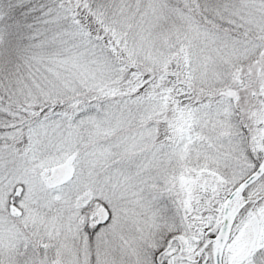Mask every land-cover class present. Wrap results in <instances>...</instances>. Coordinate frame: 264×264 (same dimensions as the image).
Here are the masks:
<instances>
[{"label":"rangeland","instance_id":"rangeland-1","mask_svg":"<svg viewBox=\"0 0 264 264\" xmlns=\"http://www.w3.org/2000/svg\"><path fill=\"white\" fill-rule=\"evenodd\" d=\"M71 1L162 73L118 65L59 0H9L0 96L55 106L0 132V264H213L226 200L264 156V0ZM242 196L223 262L264 264V177Z\"/></svg>","mask_w":264,"mask_h":264},{"label":"trees","instance_id":"trees-1","mask_svg":"<svg viewBox=\"0 0 264 264\" xmlns=\"http://www.w3.org/2000/svg\"><path fill=\"white\" fill-rule=\"evenodd\" d=\"M54 1H56V0H50V2L52 4H54ZM59 2H60L59 4H62L60 6L64 7V5H68L70 7V9H71L72 13L75 15V17H77L80 20V25L83 28V30L86 33H88V35L91 36L92 39L97 40L102 45L104 51L107 52L109 54V56L112 59H114V61H116V63L118 65H123L126 68L134 69L136 73H138L142 76H146L147 78H151L152 76H155L159 73H162V71L158 70V69L148 70L142 64L133 62L131 59H129L128 56L121 55L111 45L107 44L106 38L103 35H101V33H98V30L94 29V27L92 26V18L88 14H85V12L82 8L73 4L71 0H59ZM11 4H12V2L9 4V0L3 1L4 8H6L5 16H7V17L4 18V22H1V25H0V27L2 28L1 31L3 30L2 32L4 33V35L2 36L3 42L7 44L9 41H12L11 43L8 44L9 49L11 48V46L15 45L14 42L18 43L16 37L13 40L14 30L17 28L16 27H9V28L7 27V29H6V25L13 18L12 13H14V12L16 13L17 11L21 10L20 8L19 9H12ZM22 11H24V10H22ZM19 45L22 46L21 50L22 49L25 50L26 48H29L27 46L28 41H26L24 34H23V39H22V41H20ZM2 54H4V52H2L0 49V56ZM8 55L11 58H14V56H15L14 52H9ZM167 73L169 75H171V73L177 74V72H167ZM177 76H178V74H177ZM227 94H228V92H227ZM210 95L211 94L206 93L202 89H197L195 87H192L191 93L187 97L188 99H185V100L186 101H192L191 103L201 102L203 99H205L206 97H208ZM0 97H1L0 98V105H7L8 106V107H6L7 108L6 112H0V132L1 133H6V132L13 133L16 130H18V131L20 130L21 132H24L29 127H31L32 125L37 123L44 114L49 112V110L51 111L53 109L50 107L55 106V105H51L50 103H44L42 105L38 104V106L34 105V107L32 108L33 112H31L30 109L18 107L16 104L7 101V99L4 96H0ZM239 98L241 100H243L241 94H239L238 99H236V101H235V105L239 104ZM237 113L239 114L238 111H237ZM242 134L247 135L246 128L243 129ZM203 214H204V212L201 210V208H199V209L195 208L194 221L196 223H201V225L204 224V221L201 220L202 216H204ZM201 225H198V226H201ZM162 264H165V262H163Z\"/></svg>","mask_w":264,"mask_h":264},{"label":"water","instance_id":"water-1","mask_svg":"<svg viewBox=\"0 0 264 264\" xmlns=\"http://www.w3.org/2000/svg\"><path fill=\"white\" fill-rule=\"evenodd\" d=\"M263 176H264V157H263V160L260 166L251 175H249L245 180H243L228 197L225 207H224V215H223L221 229L218 235L212 240V242L215 243L214 252H213V264H224L223 262L224 248L228 242L230 230L233 224V220L231 219V216H230V208H231L232 202L238 195L243 194L244 191L249 186H251L253 183H255L257 180H259ZM103 215L106 216L105 210H103ZM249 222L252 228V243H251L250 249L251 251H254L256 249L257 242L260 236L261 222H260L259 217L256 215L251 216L249 219ZM210 242L211 241H209L208 243Z\"/></svg>","mask_w":264,"mask_h":264},{"label":"bare ground","instance_id":"bare-ground-1","mask_svg":"<svg viewBox=\"0 0 264 264\" xmlns=\"http://www.w3.org/2000/svg\"><path fill=\"white\" fill-rule=\"evenodd\" d=\"M244 200H245V198L240 194L232 202V205H231V208H230V216H231L232 220H234V218H235L240 206L244 202Z\"/></svg>","mask_w":264,"mask_h":264},{"label":"flooded vegetation","instance_id":"flooded-vegetation-1","mask_svg":"<svg viewBox=\"0 0 264 264\" xmlns=\"http://www.w3.org/2000/svg\"><path fill=\"white\" fill-rule=\"evenodd\" d=\"M165 264H166V262H165Z\"/></svg>","mask_w":264,"mask_h":264}]
</instances>
